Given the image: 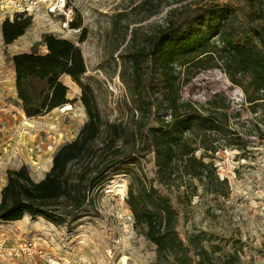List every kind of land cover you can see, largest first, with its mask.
<instances>
[{"label": "rangeland", "instance_id": "374dc122", "mask_svg": "<svg viewBox=\"0 0 264 264\" xmlns=\"http://www.w3.org/2000/svg\"><path fill=\"white\" fill-rule=\"evenodd\" d=\"M194 1L70 0L73 21H81V27L65 29L62 16L41 12L31 16L32 26L11 44L4 41L5 18L0 11V200L8 169L26 165L34 179L43 178L58 148L76 139L88 119L82 89L68 75L63 80L69 87L72 108L61 111L57 107L47 114L28 117L17 95L12 56L30 52L46 32L79 45L88 65L86 80L94 86L110 120L121 124L122 138L104 156L107 162H119L130 147L136 144L139 148L141 143L134 134L141 114L122 79V69L127 67L130 88L137 86L141 73L134 68V54L143 38L166 22L170 10ZM84 28L86 38L82 41ZM38 49L47 51L44 44ZM179 91L181 101L204 113L223 105L230 115V128L240 131L242 141L225 145L214 157L206 158L214 161L220 179L228 180L227 196L206 189L197 178L161 183L156 152H151L137 164L117 163L115 168L121 171L110 173L104 186L94 191L88 213L69 226L29 215L15 221L0 220V238L10 246L34 240L44 251V255L30 256L23 251L0 255V264H49L48 258L54 264H157L156 246L135 227L127 202L135 176L172 198L179 212L178 229L186 242L198 234L208 252L216 250L214 257L238 252V264H264V108L252 110L244 101L243 89L233 85L221 68L199 71ZM157 98L162 99L160 95ZM157 106H153L149 126L159 125ZM164 116L170 121L171 111L168 109Z\"/></svg>", "mask_w": 264, "mask_h": 264}, {"label": "trees", "instance_id": "16d2710c", "mask_svg": "<svg viewBox=\"0 0 264 264\" xmlns=\"http://www.w3.org/2000/svg\"><path fill=\"white\" fill-rule=\"evenodd\" d=\"M205 1L173 8L166 22L143 38L134 54V68L141 73L137 86L130 88L127 67L122 69V79L141 114L134 131L141 143L139 148L136 144L130 147L119 162H107L104 156L122 138L121 124L110 120L94 86L86 80L88 65L79 45L46 32L30 52L12 56L17 95L28 117L47 114L70 102L69 87L63 80L68 75L82 89L88 119L76 139L58 148L43 178L34 179L26 165L7 170L0 220L29 215L69 226L88 213L94 191L104 186L110 173L121 171L115 168L117 163L137 164L151 152H156L161 183L197 178L206 189L228 195V180H221L214 161L206 158L214 157L225 145L242 141L240 131L230 128V115L223 105L204 113L181 101L179 90L199 71L221 68L233 85L243 89L244 101L252 110L264 108V0H243L238 5ZM71 25L81 27L82 23L75 20ZM31 26V16L5 19V43H13ZM83 30L82 41L86 38V28ZM39 44L46 45L47 51L41 52ZM154 102L159 125L149 126ZM168 109L170 121L164 118ZM200 149L203 152L197 155ZM127 202L135 227L156 246L157 264L239 263L238 252L214 257L216 250L208 252L198 234L186 242L178 229L179 212L172 198L141 178L135 176Z\"/></svg>", "mask_w": 264, "mask_h": 264}, {"label": "built area", "instance_id": "2783aa9c", "mask_svg": "<svg viewBox=\"0 0 264 264\" xmlns=\"http://www.w3.org/2000/svg\"><path fill=\"white\" fill-rule=\"evenodd\" d=\"M70 0H0V11L5 19L14 20L15 18L33 16L46 13L50 17H63V28H69L73 21L72 7ZM53 20V19H52ZM21 251L27 255H35L36 253L44 255V251L32 240L25 245L12 247L6 239L0 238V255L13 254L18 255ZM49 264H54L49 259ZM69 264V263H64Z\"/></svg>", "mask_w": 264, "mask_h": 264}, {"label": "bare ground", "instance_id": "6f19581e", "mask_svg": "<svg viewBox=\"0 0 264 264\" xmlns=\"http://www.w3.org/2000/svg\"><path fill=\"white\" fill-rule=\"evenodd\" d=\"M59 108H61V111H67L72 108V105L70 103H67L63 106H60Z\"/></svg>", "mask_w": 264, "mask_h": 264}, {"label": "crops", "instance_id": "0c3cea01", "mask_svg": "<svg viewBox=\"0 0 264 264\" xmlns=\"http://www.w3.org/2000/svg\"><path fill=\"white\" fill-rule=\"evenodd\" d=\"M5 185V184H4Z\"/></svg>", "mask_w": 264, "mask_h": 264}]
</instances>
